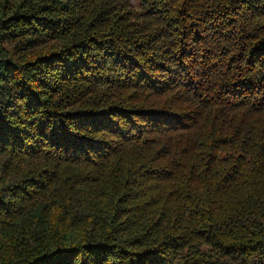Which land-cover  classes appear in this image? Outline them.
I'll use <instances>...</instances> for the list:
<instances>
[{
	"label": "trees",
	"instance_id": "16d2710c",
	"mask_svg": "<svg viewBox=\"0 0 264 264\" xmlns=\"http://www.w3.org/2000/svg\"><path fill=\"white\" fill-rule=\"evenodd\" d=\"M0 264H264V0H0Z\"/></svg>",
	"mask_w": 264,
	"mask_h": 264
},
{
	"label": "rangeland",
	"instance_id": "374dc122",
	"mask_svg": "<svg viewBox=\"0 0 264 264\" xmlns=\"http://www.w3.org/2000/svg\"><path fill=\"white\" fill-rule=\"evenodd\" d=\"M134 4H138V0H132Z\"/></svg>",
	"mask_w": 264,
	"mask_h": 264
}]
</instances>
